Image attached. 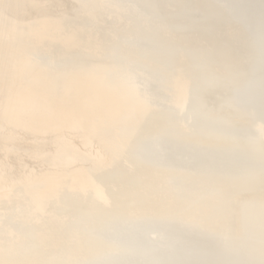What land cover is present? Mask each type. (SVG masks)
<instances>
[{"label": "bare ground", "instance_id": "bare-ground-1", "mask_svg": "<svg viewBox=\"0 0 264 264\" xmlns=\"http://www.w3.org/2000/svg\"><path fill=\"white\" fill-rule=\"evenodd\" d=\"M230 10V0H0V264H157L117 259L102 214L198 264H264V175L180 121L152 158L132 146L159 108L146 71L159 72L165 52L164 103L177 115L194 87L238 82L220 48L236 37L222 20ZM144 39L148 49L134 48ZM237 120L264 137L251 110ZM105 174L113 201L93 183ZM66 198L78 205L59 213Z\"/></svg>", "mask_w": 264, "mask_h": 264}, {"label": "water", "instance_id": "water-1", "mask_svg": "<svg viewBox=\"0 0 264 264\" xmlns=\"http://www.w3.org/2000/svg\"><path fill=\"white\" fill-rule=\"evenodd\" d=\"M231 10L222 20H227L236 30V37L225 40L220 44L224 57L231 62L230 70L238 74L235 85H225L221 81L194 87L183 112L173 113L164 103L168 97L169 88L166 85L169 73L172 72L173 56L170 52L164 53L165 60L160 65L159 72L147 70L146 91L158 109L145 118L142 126L135 134L132 146L149 158L156 155L158 149L168 146L174 138V123L180 121L188 126L191 135L203 139H213L226 146L224 159L240 166L256 170L264 175V137L256 134L250 126L237 120L240 114L251 110L256 119L264 126V0H230ZM149 40L134 45L140 50L148 49ZM111 50V49H110ZM105 51V49H104ZM111 55L115 58V52ZM69 60L78 61L80 55H68ZM229 58H228V57ZM107 52L105 58H111ZM188 67L192 69L193 61L185 55ZM46 58H42L45 61ZM57 67L65 65L61 59L54 62ZM159 101V103H158ZM112 181L109 175L94 177L93 183L102 191L106 198L114 197L106 184ZM89 198H85L88 200ZM61 208L58 211L66 212L77 207L74 200L61 199ZM114 215L102 214L104 224L110 226V237L115 241V255L134 254L145 257L157 264H198L200 255L181 248L157 247L152 244V231L141 224L124 227L122 220ZM15 230L18 227L16 220L7 221ZM21 229V228H20ZM28 247L34 245L28 242ZM225 264H240L232 261L231 256L224 257Z\"/></svg>", "mask_w": 264, "mask_h": 264}]
</instances>
